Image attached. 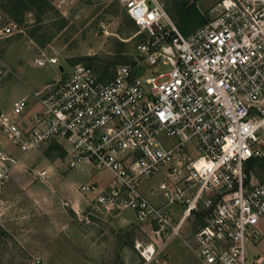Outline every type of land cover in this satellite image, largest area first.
I'll use <instances>...</instances> for the list:
<instances>
[{"label": "built area", "instance_id": "1", "mask_svg": "<svg viewBox=\"0 0 264 264\" xmlns=\"http://www.w3.org/2000/svg\"><path fill=\"white\" fill-rule=\"evenodd\" d=\"M118 1L137 26L134 59L107 81L85 63L63 66L65 76L0 109V131L24 153L67 143L70 167L109 171L106 185L80 191L93 193L96 211H134L142 264H168L163 251L190 217L187 242L202 264H264V181L247 171L264 155V0H220L188 35L160 0ZM15 28L11 21L0 33ZM47 62L59 59H36ZM19 161L0 147V191ZM160 173L163 202L142 189ZM172 205L181 209L176 223Z\"/></svg>", "mask_w": 264, "mask_h": 264}, {"label": "rangeland", "instance_id": "2", "mask_svg": "<svg viewBox=\"0 0 264 264\" xmlns=\"http://www.w3.org/2000/svg\"><path fill=\"white\" fill-rule=\"evenodd\" d=\"M50 1L58 12L50 10L37 21L34 11H26L13 33H0V109H11L15 100L31 98L34 91L65 76L61 66L68 71L92 57L95 65L91 67L101 76L114 74L120 64L134 59L136 26L118 0ZM160 1L188 35L198 18L216 14L220 0ZM10 18L0 7V30ZM49 56L58 57L61 66L36 64L37 58ZM0 147L20 158L8 179L11 184L14 178L19 185L11 187L7 182L0 191V264H142L132 243L141 235L135 213L92 210L93 193L80 191L83 183L106 185L112 176L109 171L89 164L70 167L67 143L51 154L47 153L50 145L24 153L0 131ZM190 152L196 154L192 146ZM43 169L45 180L36 179L35 171ZM163 178L164 173L153 175L142 186L153 189L159 202L164 201L158 188ZM168 208L176 223L180 206ZM194 229L190 217L170 240L163 251L168 264H202L193 238L187 242ZM252 251L248 249L250 257Z\"/></svg>", "mask_w": 264, "mask_h": 264}, {"label": "trees", "instance_id": "3", "mask_svg": "<svg viewBox=\"0 0 264 264\" xmlns=\"http://www.w3.org/2000/svg\"><path fill=\"white\" fill-rule=\"evenodd\" d=\"M0 7L11 17L10 18L11 21L15 22L17 26H19V24L23 22L26 11H34L36 15V20L38 19L37 21H39V18L42 17V14L48 13L50 10L58 12L56 8H54L50 0H0ZM208 20H209L208 17L202 16L198 18L196 20L195 26L188 32V34H191L194 31H196L199 27L204 25ZM65 22H66L65 18H62L61 26H63ZM32 36H35V33L32 32ZM84 59H87L88 62L87 65L94 67L95 65L94 58L86 57ZM95 69L99 70L100 68L97 67ZM113 75L114 74H108V75L103 74L100 76V79L103 81H107L108 79H111ZM58 147L59 146L56 143L51 144L47 153L51 154V152L54 149H57ZM247 171L248 172L253 171L255 174H257V176L261 181H264V155L249 159L247 162ZM132 243L134 245V239L132 240Z\"/></svg>", "mask_w": 264, "mask_h": 264}, {"label": "crops", "instance_id": "4", "mask_svg": "<svg viewBox=\"0 0 264 264\" xmlns=\"http://www.w3.org/2000/svg\"><path fill=\"white\" fill-rule=\"evenodd\" d=\"M51 146V145H50ZM256 175V174H255ZM257 176V175H256ZM258 177V176H257ZM46 178V177H45ZM45 178L43 179V180H45ZM13 179V182L10 184V181L8 182V184H10V186L12 187V185H17L18 184V182L14 179V178H12ZM11 179V180H12ZM258 179H259V177H258ZM42 180V181H43ZM260 180V179H259ZM15 182V183H14ZM19 185V184H18ZM91 205V208H92V210H94L93 209V206H92V204H90ZM75 206V205H74ZM73 208H75V207H73ZM133 211V210H132ZM134 212V211H133ZM263 226H264V222H263Z\"/></svg>", "mask_w": 264, "mask_h": 264}, {"label": "snow or ice", "instance_id": "5", "mask_svg": "<svg viewBox=\"0 0 264 264\" xmlns=\"http://www.w3.org/2000/svg\"><path fill=\"white\" fill-rule=\"evenodd\" d=\"M163 115H164V114H163V113H161V116H162V117H163Z\"/></svg>", "mask_w": 264, "mask_h": 264}, {"label": "water", "instance_id": "6", "mask_svg": "<svg viewBox=\"0 0 264 264\" xmlns=\"http://www.w3.org/2000/svg\"><path fill=\"white\" fill-rule=\"evenodd\" d=\"M61 69H63V66L61 67Z\"/></svg>", "mask_w": 264, "mask_h": 264}]
</instances>
